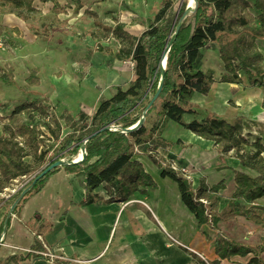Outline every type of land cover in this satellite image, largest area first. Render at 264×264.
<instances>
[{
    "label": "trees",
    "instance_id": "trees-1",
    "mask_svg": "<svg viewBox=\"0 0 264 264\" xmlns=\"http://www.w3.org/2000/svg\"><path fill=\"white\" fill-rule=\"evenodd\" d=\"M35 1L0 0V11L36 12ZM41 1H52L56 9L61 8L57 0ZM189 2L190 0H162L163 5L154 24L165 21L168 28L172 29L165 41L166 45L174 36L176 26ZM81 8L78 3L77 9ZM87 12L97 16L89 10ZM107 30L121 45L112 54L113 58L134 63L133 71L137 78L128 88L118 87L116 94L110 99H103L92 115L85 111L74 115L68 109L60 115L51 113L50 106L47 105L50 100L45 99L38 103L23 102L8 116L0 117V192L18 180L29 179L7 199L11 208L16 206L14 212L20 211L30 198L39 194L47 181L62 169L77 174L84 183L87 199L82 205L101 200L93 192L102 185L109 194L115 193L108 200L110 203L127 201L145 187L157 188L154 178L145 171L136 157L141 153L143 145L161 137L169 121H174L205 139L215 141L223 153L250 145L242 134L241 119L236 125H232L211 113L204 121L185 123L183 116L194 112L191 104L193 96L196 93L208 95L215 82L213 70L201 69L204 50L218 48L220 59L227 70L222 75V82H234L240 80L241 75H246L251 84L264 90V56L257 44L264 40V0H255L254 3L250 0H197L195 12L184 20L168 54L161 94L146 113L145 122L133 132L126 130L140 121L159 86L155 76L161 77V54L159 56L150 41L157 36L159 30L152 28L138 36L125 30L122 24L108 27ZM6 31L18 32L19 29H10L0 23V36ZM5 71L6 73L0 69V73L3 72L2 78L15 84L14 69L6 67ZM27 83H40L36 70L31 71ZM139 112L138 119L132 120ZM120 116L123 118L120 119ZM38 117L42 118L40 125L36 123ZM121 122L128 123L121 125ZM66 129L71 130V133L63 135ZM101 129L104 130L100 131ZM97 131L100 132L89 138L85 144L86 157L82 162L72 163L74 159H70L64 166L51 170L33 184L35 178L51 164L48 158L49 148L43 144L44 137L60 141L65 146L75 139L77 133H80L82 140ZM251 146L256 150L243 153L241 164L256 175L235 171L236 191L221 211L217 195L225 188L224 183L209 187L202 181L200 187L194 189L184 174L165 166L154 153L150 154L152 160L162 169L163 177L169 176L178 180L182 201L198 220L199 227L208 226L217 232L214 242L217 258L205 264H238L234 261L235 257L248 256L251 257L246 264H264V239L259 245L242 244L228 239L217 227L220 221L238 217L264 226V205L254 203L264 197V143L258 140ZM28 159L33 162L30 163ZM202 200L207 201V204ZM237 200H244L245 205L240 206ZM40 218L36 214L34 220ZM10 219L11 215L5 217V226L1 229L3 233L8 228ZM12 261L14 258L8 259L6 264H11Z\"/></svg>",
    "mask_w": 264,
    "mask_h": 264
},
{
    "label": "crops",
    "instance_id": "crops-1",
    "mask_svg": "<svg viewBox=\"0 0 264 264\" xmlns=\"http://www.w3.org/2000/svg\"><path fill=\"white\" fill-rule=\"evenodd\" d=\"M5 26L10 28V25ZM257 44L264 56V40ZM113 61L111 71L101 68L102 62L92 65L91 61L89 75L83 78L81 86L78 81L80 77L73 72L52 76L55 91L51 95L65 102V109L61 113L66 109L73 112L82 108V111H91V114L86 113L92 115L103 99H110L116 94L115 89L128 88L136 80L129 64L132 70L123 72L120 71V62L114 58ZM6 67L14 69L15 84L0 77V117L6 116L5 108L9 107L12 112L23 102H41L44 95L38 92L44 81L38 76L37 68H31L29 72L37 71L38 85L27 83L30 74L24 78L25 85H18L15 68L8 64H5ZM201 69L213 70L215 82L208 95L196 93L193 96L191 104L194 112L185 114L184 122H201L211 113L232 125L241 119L242 134L250 145L223 153L215 141L169 121L161 137L143 145L136 157L154 178L157 188L145 187L127 201L108 202L115 193L109 194L102 185L93 192L101 200L82 205L87 199L84 183L77 174L62 169L47 181L39 194L12 215L11 205L7 201L10 196L4 194L11 186L7 187L0 192V264H6L11 258H14L11 264H66L64 260L50 263L38 254L43 250V244L58 256L81 261L68 264H189L196 255L194 252L206 253L207 257L210 254L207 263L216 259L214 242L217 232L208 226L199 227L198 220L182 201L178 180L163 177L162 169L150 154L154 153L163 163L175 161L187 168L189 173L186 177L194 189H198L202 181L209 187L224 183L225 188L217 195L221 211L236 191L235 171L256 175L242 166L241 155L254 152L256 149L251 145L256 141L264 143V90L251 84L246 75H241L240 80L234 82H222V75L227 70L216 47L202 52ZM47 96L50 98L45 99L51 102L53 97ZM20 100L22 102L17 104ZM236 202L240 206L245 205L244 200ZM254 203L264 205V197ZM36 214L41 216L39 220H34ZM7 215H11V219L3 233L1 229L5 226ZM217 227L228 239L242 244H248L249 240H253V245L263 243L264 235L261 232L264 234V227L244 217L220 221ZM172 238L192 247L194 251L187 253L172 243ZM208 239L210 242H207ZM250 257H235L234 261L240 263L248 259V262Z\"/></svg>",
    "mask_w": 264,
    "mask_h": 264
},
{
    "label": "rangeland",
    "instance_id": "rangeland-1",
    "mask_svg": "<svg viewBox=\"0 0 264 264\" xmlns=\"http://www.w3.org/2000/svg\"><path fill=\"white\" fill-rule=\"evenodd\" d=\"M57 1L60 9H56L52 1L44 3L41 0H36L34 3L36 12L3 13L0 11V23L2 25H10V29H14V27L19 29L18 32L6 31L0 36L3 39L0 44V69L4 72L5 64L13 66L18 85L22 83L25 85L26 74H30L31 68H37L38 76H41L44 81V84L38 88V92L44 94L41 102L49 97L47 95L53 97L51 93H54L55 85L53 86L51 82L55 79L52 76H60L63 72H73L76 77H80L81 80L78 78V81L81 86L83 78L89 75L91 61H93L92 65L95 62H102L101 68L107 69V71L113 70L115 60L113 61L110 55L115 54L121 45L108 32V27L122 24L125 30L136 36L149 29L158 28L157 36H154L150 41L159 56L160 54L162 56L166 45L165 41L172 31L165 21L154 24L156 16L162 8V0H79L81 9H77L76 0ZM250 1L254 3L255 0ZM88 10L97 16L91 15L87 12ZM101 48L104 50L102 51ZM119 62L121 64L120 71L132 70L129 68L131 63H128L131 61ZM2 75L0 73V77ZM155 79H157L156 84L159 83L160 77L156 75ZM38 92H36L37 95H40ZM115 92H117L116 89ZM27 93L30 92L27 91ZM152 93L153 90L150 95ZM30 97L34 98L33 95ZM21 102V100L17 101V104ZM47 105L50 106L51 113L58 115L65 109V102L54 97ZM5 109L4 114L7 116L11 111L9 107ZM80 111L82 108L74 110L73 114L76 115ZM85 112L91 114V111ZM139 115L140 112L133 116L132 120H137ZM122 118L123 116H120V119ZM41 122L42 118L38 117L36 123L40 125ZM127 123L121 122L120 124L125 125ZM1 124L2 121L0 120V134L2 133ZM68 133H71V130L66 129L63 135ZM76 135L75 139L68 145L64 144L65 146L60 141L43 138V144L49 148L48 158L51 160V164L59 160L77 159L81 153L84 139H80V133ZM28 161L33 162L32 159H28ZM28 181L29 179H25V181L23 179L14 182L10 189L4 192L5 196L13 194L14 189H21ZM261 233L264 235L263 232ZM171 241L186 250L187 253L194 251L192 247L183 244L181 241L174 238ZM207 242H210V239ZM252 242L253 240H249L248 244L253 245ZM207 244L209 245V243ZM263 253L262 259L264 260ZM194 254L196 255L189 264H204L211 257L210 254L207 257L206 253L194 252ZM247 260L237 263L245 264L248 263Z\"/></svg>",
    "mask_w": 264,
    "mask_h": 264
},
{
    "label": "water",
    "instance_id": "water-1",
    "mask_svg": "<svg viewBox=\"0 0 264 264\" xmlns=\"http://www.w3.org/2000/svg\"><path fill=\"white\" fill-rule=\"evenodd\" d=\"M195 1V7H191L190 6V2L187 6V9L185 10L182 18L180 19V21L178 22V25L176 26V30L174 32V36L172 37V39L167 43L164 51H163V54L161 56V59H160V62H159V66L161 68V77H160V81H159V86H158V89H157V92L155 93L153 99L151 100V102L149 103V105L146 107L145 111H144V114L142 116V118L140 119V121L133 127L129 128L126 130V132H133L135 131L136 129H138L144 122H145V116H146V113L148 112V110L151 108V106L154 104L155 101L158 100L160 94H161V91H162V87H163V80H164V75H165V70H166V66H167V60H168V54L175 42V36L178 34L180 28H181V25L183 24L184 20L189 16L191 15L193 12H195L196 8H197V0H194ZM104 129H101L100 131H102ZM100 131H97L95 133H93L90 137H88L86 140H88L89 138L97 135ZM83 152H84V155L82 156V159H80L79 161H73L72 163H80L82 162L85 157H86V147L84 146L83 147ZM67 163V161L65 160H59V161H56L54 163H52L51 165L47 166L34 180L33 184H35L38 180H40L41 178H43L47 173H49L51 170L57 168V167H62L64 166L65 164ZM29 190V188L24 192L26 193L27 191ZM15 206V205H14Z\"/></svg>",
    "mask_w": 264,
    "mask_h": 264
},
{
    "label": "built area",
    "instance_id": "built-area-1",
    "mask_svg": "<svg viewBox=\"0 0 264 264\" xmlns=\"http://www.w3.org/2000/svg\"><path fill=\"white\" fill-rule=\"evenodd\" d=\"M2 38L0 37V44H1V42H2ZM128 63H131V67H132V69L134 68V63L133 62H128ZM127 63V64H128ZM135 126V125H134ZM86 142H87V140L85 139V140H83L82 141V147H81V153H80V155H84V152H83V147L85 146V144H86ZM73 161H77V159H74ZM165 166L166 165H168V166H170L173 170H175V171H177V172H180L181 174H184V175H188V173H189V170L187 169V168H185V167H182V166H180L178 163H176L175 161H171L170 163H163ZM17 190H13V193L14 192H16ZM204 203H206L207 204V201H205V200H202ZM15 207L16 206H12V208H11V214L13 215L14 214V210H15ZM1 242H2V240H1ZM32 252V251H31ZM38 254H40V255H42L43 257H45L46 259H48V261L50 262V263H55V262H57L58 260H64L65 261V263L66 264H68V263H79V262H81V261H78V260H71V259H68V258H66V257H63V256H58V255H56V254H54L52 251H51V249L48 247V245H46V244H43V250L42 251H40V252H37ZM68 262V263H67Z\"/></svg>",
    "mask_w": 264,
    "mask_h": 264
},
{
    "label": "bare ground",
    "instance_id": "bare-ground-1",
    "mask_svg": "<svg viewBox=\"0 0 264 264\" xmlns=\"http://www.w3.org/2000/svg\"><path fill=\"white\" fill-rule=\"evenodd\" d=\"M190 6L191 7H195V1L194 0H190ZM216 53V52H215ZM216 55H218L217 53H216ZM87 139V138H86ZM85 140V139H84ZM80 159H82V155H79L78 157H77V161H79ZM185 176H188V175H185Z\"/></svg>",
    "mask_w": 264,
    "mask_h": 264
}]
</instances>
